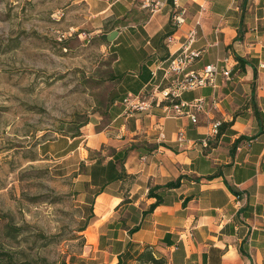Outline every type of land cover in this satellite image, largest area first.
I'll return each mask as SVG.
<instances>
[{
  "label": "crops",
  "instance_id": "0c3cea01",
  "mask_svg": "<svg viewBox=\"0 0 264 264\" xmlns=\"http://www.w3.org/2000/svg\"><path fill=\"white\" fill-rule=\"evenodd\" d=\"M177 2L185 11L180 28L170 3L152 13L144 0L74 1L88 13L89 35L104 36L105 47L117 53V71L127 82L104 129L90 124L84 135L52 143L62 146V161L84 165L78 182L91 217L84 231L90 260L142 264L138 257L151 253L159 264H264V0ZM197 20L193 49L201 54L186 72L223 67L226 59L232 69L229 80L217 76L215 89L182 93L181 101H206L198 123L166 117L165 101L128 112V94L161 99L169 60ZM216 121L219 134L205 146ZM42 146L52 156L54 145ZM178 180L177 188L166 187ZM156 187L162 203L150 212Z\"/></svg>",
  "mask_w": 264,
  "mask_h": 264
},
{
  "label": "rangeland",
  "instance_id": "374dc122",
  "mask_svg": "<svg viewBox=\"0 0 264 264\" xmlns=\"http://www.w3.org/2000/svg\"><path fill=\"white\" fill-rule=\"evenodd\" d=\"M74 1L0 0L1 264L7 254L16 262L98 263L81 231L91 218L78 182L84 165L62 161V146L52 143L84 135L90 124L104 129L127 82L117 53L104 36L89 35L88 13ZM44 143L54 145L52 156Z\"/></svg>",
  "mask_w": 264,
  "mask_h": 264
},
{
  "label": "built area",
  "instance_id": "2783aa9c",
  "mask_svg": "<svg viewBox=\"0 0 264 264\" xmlns=\"http://www.w3.org/2000/svg\"><path fill=\"white\" fill-rule=\"evenodd\" d=\"M169 0H163L162 2H156L153 0H144L143 8L150 10L155 13L162 9ZM173 22L176 27L180 28L185 24L186 20L184 17L185 11L180 8L177 0H173ZM204 11V7L201 8ZM200 21L197 20L196 26L192 28L184 37V42L181 48L172 54L169 64L165 69V79L170 84L160 91L161 99L156 97V101H153L151 97L148 100H152L148 104L145 95H134L128 94L124 98L123 104L128 112L132 111H145L151 106H160L163 101L168 102L164 109L166 117H189L190 120L196 124L198 123V115L205 111L207 103L204 99H197L191 103L181 101V95L185 91L195 90L200 88L211 87L216 88V78L219 74L230 79L232 69L228 66V59L225 60V65L220 67L219 65L211 64L207 65L202 72L196 73L193 71L186 72L189 64L195 59L200 57V52L193 49L194 44L197 41L198 31L197 28L200 26ZM167 45L172 44V36L167 37ZM263 67V66H262ZM155 75V74H154ZM222 122L216 121L212 123L211 132L208 138L203 142L207 146L209 139L216 137L219 134V129ZM161 138L164 136L161 134ZM185 141V136L182 131L177 134V142L182 143Z\"/></svg>",
  "mask_w": 264,
  "mask_h": 264
},
{
  "label": "trees",
  "instance_id": "16d2710c",
  "mask_svg": "<svg viewBox=\"0 0 264 264\" xmlns=\"http://www.w3.org/2000/svg\"><path fill=\"white\" fill-rule=\"evenodd\" d=\"M169 3L173 5V0H169ZM241 64H244V61L240 58L237 59ZM180 185V181L178 180L177 182H172V183H169L166 187L167 188H177L178 186ZM160 188L159 187H156V188H152L149 192V197L150 198H156L157 199V202L155 204H153L151 207H150V212L152 210H154V208L158 205H160L162 203V199L160 197V195H158L157 193H155V191L159 190ZM86 230V227L84 229H82L81 231H85ZM8 257V263L7 264H49V263H46V261H40V262H34V261H14L13 259V256L7 254L5 255ZM138 260L143 264V263H150V264H159V261L156 260L152 255L151 253H143L141 254L139 257H138ZM0 264H1V261H0ZM61 264H67L66 261L62 262Z\"/></svg>",
  "mask_w": 264,
  "mask_h": 264
}]
</instances>
